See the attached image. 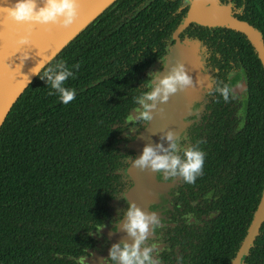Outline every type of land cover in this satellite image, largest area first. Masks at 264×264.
<instances>
[{
  "label": "trees",
  "instance_id": "16d2710c",
  "mask_svg": "<svg viewBox=\"0 0 264 264\" xmlns=\"http://www.w3.org/2000/svg\"><path fill=\"white\" fill-rule=\"evenodd\" d=\"M223 1L235 5V15L257 28L264 43V0ZM143 2L116 0L40 72L9 112L0 130V264H78L88 247L127 165L121 151L126 117L149 91V68L165 54L164 38L180 21L175 4L147 10ZM183 33L215 51L210 66L220 70L218 76L234 62L249 78L245 126L216 145L227 146L233 161H213L231 172L207 258L230 264L264 190V65L238 30L193 24ZM64 70L69 75L61 87L75 92L68 104L45 77ZM216 93L214 101L221 95ZM219 103L208 108L215 133L227 125ZM245 264H264V222Z\"/></svg>",
  "mask_w": 264,
  "mask_h": 264
},
{
  "label": "flooded vegetation",
  "instance_id": "af4514ba",
  "mask_svg": "<svg viewBox=\"0 0 264 264\" xmlns=\"http://www.w3.org/2000/svg\"><path fill=\"white\" fill-rule=\"evenodd\" d=\"M162 2H170L176 5L175 14H180V21L171 33V37L169 39L164 38L165 54L149 68L148 92L152 90L155 76L162 69L158 65L167 55L170 47L175 44V32L190 9L189 1L184 4L182 0H144L143 4L144 8L151 10L154 4H161ZM219 3L230 6L234 17L238 18L234 13L236 11L234 4L225 3L223 0H219ZM178 4H180V7L177 8ZM183 11L185 12L183 13ZM193 24L203 26L194 22L189 26ZM185 29L179 33L181 41L187 38L197 40L183 33ZM199 42L201 43L205 68L210 73L212 88L207 93L204 101L198 104L204 105L203 110L196 112L189 118L191 125L188 126L186 132L180 138L174 141L176 148L174 150L170 148L166 154L177 157L182 164L186 161L185 151L187 149L200 150L203 154V164L201 171L196 175L192 184H187L179 174L170 175L166 169L157 171L156 180L165 186V190L160 192L149 205L147 214L154 215L155 220L149 221L145 240L140 245L141 251L146 246L155 245V248L150 251L153 264H212L211 260L207 258V248L216 231L219 230L213 221L219 217L220 208L225 202V196L228 193L226 185L229 184L230 177L228 172H231L225 164L216 165L213 161H220L224 157L230 162L233 161V159L228 158L230 149L227 146L221 150L216 148V145L222 144L223 138L239 133L246 123L245 114L249 97L247 73L237 63L230 62L229 67L223 69L222 75L218 76L220 70H214L210 66V64H213L210 58L213 57L215 51L206 48L201 41ZM218 80L221 85L225 83L226 85L232 84L227 101L223 99L222 95L216 100L227 112L225 113L227 116H224V122H227V125L223 124L225 130L221 132L222 134L218 131L213 132L211 123L215 117L211 115L212 112L208 109L213 102H216L214 101L217 97L216 90L221 94V86L218 85ZM144 98H141V100ZM141 106L139 104V107ZM145 122L143 119L139 121L137 116L135 119L127 121V129L124 133L126 140L121 146L133 140ZM211 136L214 137L212 140ZM225 150L226 154H220ZM125 153H127L125 158L127 165L120 171L121 182L115 186L114 196L110 200L106 212L101 216V223L90 231L88 247L84 250L82 256L76 258L78 264H120L119 253H117V259L112 261L109 258V249L113 244L123 245L127 243L131 245L133 242V237L127 239L116 236L121 223L127 219L125 213L130 203L126 195L134 186V181L125 173V170L135 155L131 151ZM213 170H215V174L212 172ZM235 257L230 261V264ZM81 258L85 260V263L80 261Z\"/></svg>",
  "mask_w": 264,
  "mask_h": 264
},
{
  "label": "water",
  "instance_id": "95a60500",
  "mask_svg": "<svg viewBox=\"0 0 264 264\" xmlns=\"http://www.w3.org/2000/svg\"><path fill=\"white\" fill-rule=\"evenodd\" d=\"M188 1L190 9L175 32L176 42L158 65L162 69L155 76L152 85L153 88L158 86L162 78L170 75L173 69L179 66L183 67L190 83L183 86L178 84L176 91L169 93L166 100H161L159 95L153 101L144 98L145 103L153 104L148 110L151 118L143 123L133 140L121 146L122 152L131 151L135 155L125 170L134 181V186L126 198L145 214L156 196L165 190V186L156 180L158 170L151 169L149 165L140 168L134 165L133 161L140 156L145 145L155 148L159 144L166 152L156 149L157 153L166 154L170 149L168 145L180 138L191 125L189 118L203 110L204 105L198 104L204 101L212 88L210 73L202 59L201 43L190 38L181 41L179 33L192 22L210 28L225 27L238 30L248 37L264 65V43L262 33L257 28L234 17L231 7L221 5L219 0ZM15 2L16 0H0V8L12 7ZM74 2L77 6V16L67 26L61 23L62 17L47 23L15 22L0 13V130L14 104L40 72L116 0ZM35 4L39 9L46 5V0H35ZM21 37L27 38L25 43L19 42ZM140 111H143V106L132 111L130 116L133 119L137 116L140 121ZM169 133L172 136L171 141L165 138ZM263 222L264 190L244 241L231 264H245L246 256L253 247ZM125 223L127 219L121 223L116 236L130 239L131 236L123 227ZM80 261L85 263L84 259Z\"/></svg>",
  "mask_w": 264,
  "mask_h": 264
},
{
  "label": "clouds",
  "instance_id": "9594fccd",
  "mask_svg": "<svg viewBox=\"0 0 264 264\" xmlns=\"http://www.w3.org/2000/svg\"><path fill=\"white\" fill-rule=\"evenodd\" d=\"M182 3H188V0H182ZM178 7H180V4H178ZM0 13L5 14L6 19H11L15 22L47 23L49 21L54 22L58 17H62L61 23L67 26L77 16V6L74 0H46V5L37 9L35 0H16L12 7L0 8ZM26 40V37H21L19 42L25 43ZM68 75L69 72L67 70L57 72L55 75L45 72V77L51 82V87L59 91L58 100L62 104H68L75 96L74 90L61 87V82ZM189 83V77L184 73L183 67L179 66L173 69L170 75L162 78L159 85L154 87L151 92L144 93V97L148 101H153L159 95L161 100H166L169 93L176 91L178 84L183 86ZM231 88L232 84L230 83L220 89L225 101L228 99V92ZM139 102L143 106V111L139 112V118L147 121L151 118L148 110L153 107V104L145 103L144 100H140ZM132 119L133 117L130 115L126 117L128 121ZM165 138L171 141V133ZM168 147L174 150L176 148L175 142L170 143ZM156 149L166 152L159 144L155 148L151 145H145L140 156L133 161L134 165L140 168L149 165L153 170L166 169L170 175L179 174L182 176L187 184L193 183L196 175L201 171L203 164L202 151L187 149L185 151L186 161L181 164L177 157L168 154H158ZM125 215L127 223L123 227L128 235L133 237V242L131 245L127 243L123 245L113 244L109 249V258L115 261L117 253H119L120 264H153L150 258V251L152 248H155V245L153 244L151 247L146 246L142 251L140 250V245L145 240L149 221L155 220L154 215L145 214L132 204H129Z\"/></svg>",
  "mask_w": 264,
  "mask_h": 264
}]
</instances>
